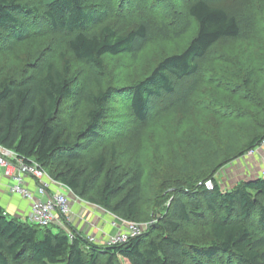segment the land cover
<instances>
[{
	"label": "trees",
	"instance_id": "obj_1",
	"mask_svg": "<svg viewBox=\"0 0 264 264\" xmlns=\"http://www.w3.org/2000/svg\"><path fill=\"white\" fill-rule=\"evenodd\" d=\"M134 1L36 0L30 5L26 0H0L3 37L26 42L40 32L66 36L65 50L59 51L60 66L47 61L23 77L0 78V145L25 161L39 163L77 197L136 221L144 195L141 165L122 170L120 165L109 164L107 152L85 153L103 138L100 129L106 104L117 92L103 83L104 57H135L160 35L179 37L185 21L180 29L173 28V8L169 17L158 21L152 10L160 7L155 1L143 0L139 5ZM227 1L235 0H186L184 14L196 26L188 44L160 58L146 76L125 89L124 97L137 122L148 119L151 101L173 94L177 81L193 78L216 43L246 37L252 30L253 18L245 13L251 10L244 4L234 9ZM111 15L116 17L113 23L125 21L127 28H116ZM32 24H37V31H30ZM72 58L93 66L96 74L81 83L71 71ZM252 75L247 72L245 86ZM192 90L193 84L185 86L172 102H189ZM64 100L71 102L74 113L82 104L87 106L85 127L77 133L85 143L72 141L59 117ZM68 118L74 125L75 115ZM263 139L262 135L251 138L248 150ZM109 154H115L113 144ZM209 178L214 182L212 190L204 186ZM176 185L167 211L146 232L109 246L90 242L72 226L73 237L69 238L63 228L16 219L0 206V264H264V178L225 191L212 175L188 186ZM201 205L211 215L209 240L204 245L190 244L179 233L185 224L193 223L191 217L204 220ZM256 224L260 232L254 234Z\"/></svg>",
	"mask_w": 264,
	"mask_h": 264
},
{
	"label": "rangeland",
	"instance_id": "obj_2",
	"mask_svg": "<svg viewBox=\"0 0 264 264\" xmlns=\"http://www.w3.org/2000/svg\"><path fill=\"white\" fill-rule=\"evenodd\" d=\"M35 1L26 0L30 5ZM153 1L160 6L151 8L156 11L158 21L162 20L161 17H169L173 8L171 19L175 26H170L180 29L185 21L181 26L185 30L179 37L158 36L135 57L129 54L104 57L103 83L117 92L106 104L105 121L100 129L103 138L85 152L86 156L107 152L109 164L120 165L122 170L137 163L141 165L144 195L136 220L141 233L167 211L175 195L176 184L188 186L212 175L221 189L230 190L244 181L262 177L264 166V153L261 156L255 154L264 146L247 155L251 138L264 136V0L227 1L234 9L244 4L251 10L245 13L253 18L252 30L246 37L226 38L216 43L200 61L199 72L193 78L177 81L173 94L166 95L161 101H151L150 116L139 123L131 114L124 97L125 89L146 76L160 58L181 51L196 31L193 21L184 14L186 0ZM140 2L144 1H134L136 5ZM111 17L110 22L113 23L116 17ZM117 21L113 23L116 28H127L125 21ZM37 27V24L29 25L30 31H37ZM63 38L66 36L61 33L40 32L26 42H14L9 35L3 37L0 34V78L23 77L47 61L60 66L59 51L65 50ZM71 71L81 83H86L91 74H96L93 66L73 58ZM249 71L253 75L249 86H245L244 78ZM191 84L193 90L189 102L174 104L172 101L180 91ZM86 111L85 104L76 113L69 100L60 104L59 117L72 141L85 143L77 133L85 127ZM72 114L76 117L74 125L68 118ZM112 144L115 146L113 156L109 154ZM201 209L204 220L191 217L193 223L185 224L179 233L190 244L204 245L209 240L207 225L211 215L203 205ZM107 215L104 209V222L108 221ZM255 228L253 233H259L257 224ZM123 264L127 263L124 261Z\"/></svg>",
	"mask_w": 264,
	"mask_h": 264
},
{
	"label": "built area",
	"instance_id": "obj_3",
	"mask_svg": "<svg viewBox=\"0 0 264 264\" xmlns=\"http://www.w3.org/2000/svg\"><path fill=\"white\" fill-rule=\"evenodd\" d=\"M262 146H264V139L257 146L249 149L247 155L254 154ZM0 168L2 175L8 180L9 193L20 196L28 203L26 221L41 227L55 225L65 229L69 238L73 237L70 227L72 203L81 198L62 182L49 175L39 163L34 160L25 161L13 150L2 145H0ZM261 176L264 178V166ZM204 186L207 190H212L214 187L212 178L206 179ZM109 222L114 233L104 238L94 233L88 234L85 236L86 239L99 245L109 246L126 242L141 233V226L135 220L111 214Z\"/></svg>",
	"mask_w": 264,
	"mask_h": 264
},
{
	"label": "crops",
	"instance_id": "obj_4",
	"mask_svg": "<svg viewBox=\"0 0 264 264\" xmlns=\"http://www.w3.org/2000/svg\"><path fill=\"white\" fill-rule=\"evenodd\" d=\"M263 153L264 149L262 148L255 154L261 156ZM7 186L8 180L2 175V169L0 168V206L9 216L23 221L27 220V201L18 195L9 193ZM107 213L109 214V216L107 215L108 221L104 222L103 208L92 203H86L82 199L76 200L72 203L70 226L83 236L94 233L96 236L104 238L114 232L109 222L111 213Z\"/></svg>",
	"mask_w": 264,
	"mask_h": 264
}]
</instances>
